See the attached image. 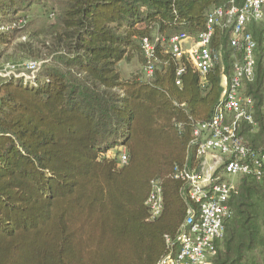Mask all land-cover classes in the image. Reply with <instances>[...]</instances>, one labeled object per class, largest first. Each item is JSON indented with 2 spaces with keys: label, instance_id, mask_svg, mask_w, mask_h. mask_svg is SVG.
<instances>
[{
  "label": "trees",
  "instance_id": "16d2710c",
  "mask_svg": "<svg viewBox=\"0 0 264 264\" xmlns=\"http://www.w3.org/2000/svg\"><path fill=\"white\" fill-rule=\"evenodd\" d=\"M226 2L0 0V71L40 62L32 81L0 78V264H158L193 205L174 169L199 166L193 126L210 122L235 57L230 28L216 26L221 63L201 78L168 41L204 32ZM250 32L253 121L239 136L264 154V29ZM143 39L155 47L148 81ZM133 59L142 71L124 78L121 63ZM213 175L230 181L223 166ZM155 180L163 207L150 220ZM228 208L211 264H264V182L234 178Z\"/></svg>",
  "mask_w": 264,
  "mask_h": 264
},
{
  "label": "built area",
  "instance_id": "2783aa9c",
  "mask_svg": "<svg viewBox=\"0 0 264 264\" xmlns=\"http://www.w3.org/2000/svg\"><path fill=\"white\" fill-rule=\"evenodd\" d=\"M264 21V0H227L225 6L216 7L207 13L206 30L195 38L184 33L172 36L168 41L169 51L179 59L188 57L201 78L221 63L220 52L211 48V37L216 26L229 27L230 46L234 51L230 76L221 69L222 93L210 122L193 126L195 154L201 159L199 166L176 167L174 176L185 182L184 195L193 204L187 217L178 229L172 242L166 238L167 253L158 264H211L216 255V242L223 236L224 222L231 215L228 199L232 180L239 176L252 175L264 182V154L247 148L239 136L241 122L252 123L253 99L242 93L247 83L254 80L256 41L250 26ZM158 39L156 38L155 41ZM142 51L146 60L144 77L151 79L155 67V47L143 39ZM189 46V47H188ZM40 62L27 61L20 66H6L0 78L7 77L23 82L32 81L39 71ZM182 72L180 68L178 75ZM180 82L177 81V85ZM264 117V102L262 103ZM210 157L212 165L205 170V159ZM125 162L122 150L119 156ZM223 166V174L230 181L214 179V172ZM145 202L150 220L159 217L163 207V195L159 181L151 183Z\"/></svg>",
  "mask_w": 264,
  "mask_h": 264
},
{
  "label": "rangeland",
  "instance_id": "374dc122",
  "mask_svg": "<svg viewBox=\"0 0 264 264\" xmlns=\"http://www.w3.org/2000/svg\"><path fill=\"white\" fill-rule=\"evenodd\" d=\"M258 25L261 27L262 30L264 29V21L261 23H258ZM190 37L193 38L192 36ZM167 50H169V47H167ZM256 58H261V60H263V63H264V47L263 49L260 47L257 49ZM120 68H121L122 76L124 78L129 77V75L133 74V72H136V71L138 72L140 70L142 71L141 66L136 62V59H133V61H131L130 63L122 62ZM247 88H248V85H246L242 90V93L245 96H247V93H248ZM119 150H122V148ZM114 154H115V150H112L108 153L109 156H114Z\"/></svg>",
  "mask_w": 264,
  "mask_h": 264
},
{
  "label": "crops",
  "instance_id": "0c3cea01",
  "mask_svg": "<svg viewBox=\"0 0 264 264\" xmlns=\"http://www.w3.org/2000/svg\"><path fill=\"white\" fill-rule=\"evenodd\" d=\"M212 165V160L210 159V157H207L205 159V170L208 171V169L211 167Z\"/></svg>",
  "mask_w": 264,
  "mask_h": 264
}]
</instances>
